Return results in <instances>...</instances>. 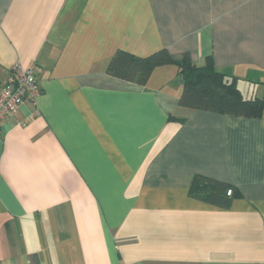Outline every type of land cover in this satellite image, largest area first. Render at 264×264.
Wrapping results in <instances>:
<instances>
[{"label":"crops","instance_id":"obj_1","mask_svg":"<svg viewBox=\"0 0 264 264\" xmlns=\"http://www.w3.org/2000/svg\"><path fill=\"white\" fill-rule=\"evenodd\" d=\"M161 49L253 97L264 0H0V82L20 64L40 88L0 124V264H264V117L179 107L173 64L145 85L105 71Z\"/></svg>","mask_w":264,"mask_h":264},{"label":"trees","instance_id":"obj_2","mask_svg":"<svg viewBox=\"0 0 264 264\" xmlns=\"http://www.w3.org/2000/svg\"><path fill=\"white\" fill-rule=\"evenodd\" d=\"M173 64L181 80L178 105L188 110H202L244 118L264 117V99L243 95L238 79L218 71L211 57L200 66L195 65L187 53L175 56L166 49L146 57H138L125 51H117L106 65V73L123 81L145 85L153 70ZM178 123L184 118L169 117ZM231 187L225 183L203 177H195L189 194L218 207H228L233 196L227 195Z\"/></svg>","mask_w":264,"mask_h":264},{"label":"built area","instance_id":"obj_3","mask_svg":"<svg viewBox=\"0 0 264 264\" xmlns=\"http://www.w3.org/2000/svg\"><path fill=\"white\" fill-rule=\"evenodd\" d=\"M37 92L40 93V90L33 69L20 64L12 66L0 82V124L16 113L25 101L34 100ZM227 195H231V189Z\"/></svg>","mask_w":264,"mask_h":264},{"label":"rangeland","instance_id":"obj_4","mask_svg":"<svg viewBox=\"0 0 264 264\" xmlns=\"http://www.w3.org/2000/svg\"><path fill=\"white\" fill-rule=\"evenodd\" d=\"M36 78V77H35ZM37 81V80H36ZM38 83V82H37ZM240 85H242V84H240ZM39 90H40V88H39ZM38 93V92H37ZM39 94L40 93H38L37 94V96L34 98V99H36L38 96H39ZM253 95H255V96H257V97H262V96H264V88L262 87V86H260V85H255V89H254V93H252ZM263 94V95H262ZM244 96H248V93L245 91V94H244ZM10 117V116H9Z\"/></svg>","mask_w":264,"mask_h":264}]
</instances>
